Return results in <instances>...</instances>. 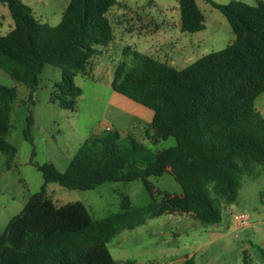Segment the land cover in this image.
Returning <instances> with one entry per match:
<instances>
[{
    "label": "trees",
    "instance_id": "trees-1",
    "mask_svg": "<svg viewBox=\"0 0 264 264\" xmlns=\"http://www.w3.org/2000/svg\"><path fill=\"white\" fill-rule=\"evenodd\" d=\"M207 1L229 23L234 34L230 43L181 69L132 51L128 69L119 62L111 81L114 92L153 112L151 131L145 132L153 147L168 137L175 145L155 150L110 127L84 140L63 172L51 163L37 165L44 182L0 234V264H117L106 244L121 230L173 213L218 223L221 201H236L242 181L260 176L264 118L254 100L264 92V2ZM0 3L13 21L10 30L0 34V69L34 90L46 64L59 68L61 79L51 100L74 109L80 95L74 77L90 76L91 59L112 41L107 12L115 0H68L53 26L35 19L20 0ZM178 8L180 31L205 28L195 0H178ZM129 51L124 49L125 54ZM13 99L14 90L0 85V151L7 166L16 152L4 139ZM26 121L24 136L32 143L31 114ZM166 172L180 185L179 193L161 191L148 180ZM135 179L142 181L149 202L133 207L122 196L120 210L99 219H92L79 202L56 205L46 193L49 182L88 190ZM243 264H249L245 254Z\"/></svg>",
    "mask_w": 264,
    "mask_h": 264
},
{
    "label": "rangeland",
    "instance_id": "rangeland-1",
    "mask_svg": "<svg viewBox=\"0 0 264 264\" xmlns=\"http://www.w3.org/2000/svg\"><path fill=\"white\" fill-rule=\"evenodd\" d=\"M20 1L31 8L35 19L51 26L58 23L68 3V0ZM241 1L256 3L255 0ZM195 2L203 14L205 28L182 32L178 0H115L107 12L113 34L107 45L109 52L101 51V55L91 59L90 76L74 77L80 95L72 110L51 100L54 84L61 79L59 68L46 64L34 90L0 69V85L14 90L8 114L9 130L4 139L16 149L9 166L6 155L0 151V234L10 218L20 212L43 184L36 166L51 163L63 172L82 142L106 125L155 150L175 145V139L168 137L153 147L145 135L151 131L149 124L113 99L111 81L119 62L124 61L128 69L132 51L181 69L230 43L234 34L221 12L207 0ZM12 26L7 7L0 3V34L7 33ZM126 47L130 51L125 54ZM254 107L264 118V92L255 98ZM29 114L33 118L32 143L24 136ZM258 169L260 176L242 181L236 201L222 203L218 223L206 224L180 213L148 218L133 229L121 230L106 244L111 257L117 264L127 260H134L135 264H190L181 258L192 254L193 264H243L245 254L249 264H264V169L261 166ZM148 180L161 191H181L170 173L149 176ZM46 193L56 205L79 202L92 219L118 212L122 196H127L133 207L143 206L150 200L140 179L104 182L88 190L67 189L49 182ZM241 213L247 216L246 225L238 224L233 218Z\"/></svg>",
    "mask_w": 264,
    "mask_h": 264
},
{
    "label": "crops",
    "instance_id": "crops-1",
    "mask_svg": "<svg viewBox=\"0 0 264 264\" xmlns=\"http://www.w3.org/2000/svg\"><path fill=\"white\" fill-rule=\"evenodd\" d=\"M98 49L100 50V53L98 55H101V51L103 53H108L109 52L107 46H104L102 48L99 47ZM112 97H113V99H115V101H118L119 103H121V105L123 107H125L126 109L131 110L133 113L136 112L137 114L141 115L142 118H144L147 121V123L149 124V122H150V120L152 118V115H153V112L150 109H148V108H146V107H144V106H142L140 104H137V103L129 100L128 98H126V97H124V96H122V95H120V94H118L116 92H114ZM125 99H126V101H125ZM222 202L223 201H221V205H222ZM191 255L192 254L187 255V256H185L184 258H181V259H183L185 261L187 260V261H189L190 264H193V262H191V260L193 258V255L192 256Z\"/></svg>",
    "mask_w": 264,
    "mask_h": 264
},
{
    "label": "built area",
    "instance_id": "built-area-1",
    "mask_svg": "<svg viewBox=\"0 0 264 264\" xmlns=\"http://www.w3.org/2000/svg\"><path fill=\"white\" fill-rule=\"evenodd\" d=\"M104 129L108 130V129H110V126L106 125ZM233 218L240 225H246L247 224V220H246L247 216L245 214H242V213L236 214V215H234Z\"/></svg>",
    "mask_w": 264,
    "mask_h": 264
}]
</instances>
